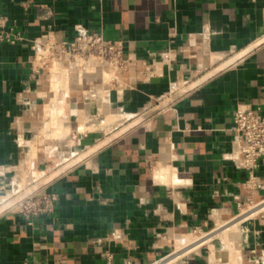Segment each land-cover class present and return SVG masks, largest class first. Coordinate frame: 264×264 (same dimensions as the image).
<instances>
[{"label":"crops","instance_id":"crops-1","mask_svg":"<svg viewBox=\"0 0 264 264\" xmlns=\"http://www.w3.org/2000/svg\"><path fill=\"white\" fill-rule=\"evenodd\" d=\"M0 14L24 38L0 42V206L264 38V0H0ZM78 28L122 42L132 60L117 85L61 66L55 93L32 74L31 40H72ZM245 102L264 108V43L56 176L41 188L57 195L51 213L0 214V264H105L108 253L155 264L182 235L228 222L238 264H264V218L234 219L249 175L228 156ZM108 115L109 129L86 128ZM48 120L70 134L48 136ZM23 168L34 181L21 188ZM256 176L258 202L264 162ZM203 245L166 264L228 261L225 246Z\"/></svg>","mask_w":264,"mask_h":264},{"label":"built area","instance_id":"built-area-1","mask_svg":"<svg viewBox=\"0 0 264 264\" xmlns=\"http://www.w3.org/2000/svg\"><path fill=\"white\" fill-rule=\"evenodd\" d=\"M23 39L19 31L9 26L7 16L0 14V42L15 43ZM31 48L33 54L29 63L32 74L37 77L49 76L52 65L58 64L65 66L64 68L79 69L81 72L84 70L91 73L92 71H100L102 82L117 85L120 81V75L129 70L132 60L125 53L121 41L108 39L99 32L89 31L85 28H78L74 38L68 41L50 38L31 40ZM233 121L235 149L228 157L235 160L238 167L246 170L249 175V179L245 183L246 202H238L239 213L234 219L241 220L242 218L239 217L245 209L257 208L261 205L262 207L258 209L259 211L255 215L248 217L261 216L264 218V198L258 202L253 198L254 189L262 188L257 182L256 170L259 164L264 162V108L261 104L240 103L233 111ZM19 194L14 195L9 200ZM56 200V194L39 189L23 198L11 209L25 216L38 217L51 213L54 210ZM191 232L202 231L195 228ZM171 255L173 253L159 259L155 264L168 263ZM227 260L223 264H235L229 256ZM22 264L48 263L25 259ZM105 264H114L112 253L106 254Z\"/></svg>","mask_w":264,"mask_h":264},{"label":"rangeland","instance_id":"rangeland-1","mask_svg":"<svg viewBox=\"0 0 264 264\" xmlns=\"http://www.w3.org/2000/svg\"><path fill=\"white\" fill-rule=\"evenodd\" d=\"M63 67V66H62ZM65 67V66H64ZM52 72H53V69H52ZM51 78V77H50ZM52 80H53V74H52V78H51ZM63 82H66V79H64L63 80ZM51 86H52V89H53V91H54V88H53V85H52V83H51ZM110 116L111 115H108V116H104V117H102L100 120H99V124L97 125L96 123V125L97 126H95V125H93L92 126V129L93 130H106V129H109L110 127H107V122H108V120L110 119ZM59 125V124H58ZM47 126H48V128H50V131H49V134L52 136V137H56V136H58L59 134H65V135H68V134H70V132H71V129H70V127L69 126H65V125H62V123L60 124V126H62V128H59V131L55 134H53V132H54V130L56 129V127H57V123H49V120H48V122H47ZM112 126V125H111ZM64 127H66V129H64ZM105 128V129H104ZM49 134H47L48 136H50ZM75 140H77V138L76 139H73V141H75ZM72 141V142H73ZM74 143V142H73ZM25 171V179L24 180H22L21 178H20V173L22 172V171ZM23 170L21 171V172H19V177H18V179L16 180V181H18V182H22V184L21 185H23V182H25L26 180L28 181H26V186L27 185H31V183L34 181L33 180V178L31 177V178H28L27 179V176H28V172H27V170L26 169H24L23 168ZM41 172H38L36 175H35V177L37 178V175L38 174H40ZM41 176V175H40ZM35 178V179H36ZM33 184V183H32ZM21 188H22V186H21ZM8 200H6L5 202H7ZM256 213V211H246V210H244L243 211V214L239 217V218H246V217H248V216H251V215H253V214H255ZM246 214V215H245ZM234 223V222H233ZM229 224L231 225L232 223H230V222H228V223H225V224H222L220 227H218L219 228V230H216V231H212V232H210V233H203V231L202 232H197V233H188L189 235H191L190 237H191V239L189 240V241H187L186 243H183V244H185L184 246H182L181 248H180V245L179 246H177L178 248L176 249L175 248V250L174 251H176V250H178V249H180V250H178V251H176V253H179L180 251H184V249L185 250H189V251H192V250H198L197 249V246L199 247V245L201 244V245H203V244H205L206 242H208L206 245H203L202 247H200V249H205L207 252L209 251V249H208V246H209V244L211 245V248L212 249H215V247H213V244H215V245H217V246H225L226 248L224 249L225 250V254L227 255L228 254V256H229V258H230V260L233 262V263H235V264H238V260H239V255L238 254H240V252H239V249L234 245V242H233V239H231L232 241H231V244H230V241L229 242H226V243H224L223 244V241H228V239L230 240V238H232V233L233 232H235L234 230H236L237 229V226L234 228V229H225L227 226H229ZM223 229H225V230H223ZM205 232V231H204ZM215 237V238H214ZM203 238V239H202ZM206 238V239H205ZM214 238V239H213ZM210 239V240H209ZM202 240V241H201ZM206 240V241H205ZM213 240L215 241V240H218L219 241V244H217L216 242H213ZM205 241V243H203ZM203 243V244H202ZM194 244H196V245H194ZM194 245V246H193ZM200 245V246H201ZM188 246H192L191 248L189 247L188 248ZM229 247V248H228ZM231 247H233V248H231ZM188 248V249H187ZM173 249H174V247H173ZM199 249V250H200ZM231 250V251H230ZM234 250V251H233ZM236 251V252H235ZM184 252H186V251H184ZM229 252V253H228ZM175 253V254H176ZM173 254V255H171L172 257H170L169 259H168V262L171 260V261H174L175 259H177L178 257H180L182 254ZM233 254V255H232ZM180 255V256H179ZM174 257V258H173ZM177 257V258H176Z\"/></svg>","mask_w":264,"mask_h":264},{"label":"water","instance_id":"water-1","mask_svg":"<svg viewBox=\"0 0 264 264\" xmlns=\"http://www.w3.org/2000/svg\"><path fill=\"white\" fill-rule=\"evenodd\" d=\"M262 43H264V38L261 39L260 41H258L257 43L253 44L252 46H250L249 48H247L246 50H244L243 52H241L240 54L236 55L235 57L231 58L229 61H227L225 64H223L222 66L216 68L215 70H213L209 75L197 80L196 82H194L193 84H191L190 86L186 87L185 89L181 90L180 92H178L177 94H175L174 96H172L171 98H168L167 100H165L164 102L158 104L156 107H154L152 110H150L149 112H147L146 114L140 116L137 120H135L132 124L126 126L125 128H122L121 130H119L118 132L112 134L111 136L107 137L105 140L101 141L99 144H97L96 146L90 148L89 150H87L86 152H84L83 154L77 156L76 158H74L73 160H71L69 163H67L65 166H63L62 168H60L58 171H56L55 173L45 177L44 179H42L41 181L37 182L36 184H34L33 186L29 187L28 189H26L24 192H22L21 194H19L18 196L14 197L13 199L9 200L8 202L2 204L0 206V214H2L3 212L11 209L14 205H16L18 202H20L23 198L27 197L29 194L43 188L46 184H48L49 182H51L56 176H58L59 174H61L62 172L66 171L67 169L77 165L79 162H81L82 160H84L86 157H88L89 155L93 154L94 152H96L97 150H99L100 148H102L103 146H105L106 144L112 142L114 139H116L117 137H119L120 135H122L123 133H125L129 128H131L134 124H137L139 122H141L142 120H145L146 118L152 116L153 114L159 112L160 110H162L163 108H165L166 106L170 105L171 103H173L174 101H176L178 99L179 96H181L182 94H184L185 92H187L188 90L194 88L195 86H197L198 84H200L204 79H206L207 77H209L211 74L217 72L218 70H220L221 68L235 62L237 59L241 58L242 56H244L245 54H247L248 52H250L251 50H253L255 47L261 45Z\"/></svg>","mask_w":264,"mask_h":264},{"label":"bare ground","instance_id":"bare-ground-1","mask_svg":"<svg viewBox=\"0 0 264 264\" xmlns=\"http://www.w3.org/2000/svg\"><path fill=\"white\" fill-rule=\"evenodd\" d=\"M59 67H61L60 65H58V64H54V65H52V67H51V71H50V74H49V78L51 77L52 78V74H53V80L50 78V80H51V82H52V85H53V88H54V91H55V93L57 92V89H58V80H57V77H59V75L61 76L62 74L60 73V68ZM62 68V67H61ZM52 69H53V72H52ZM64 69V68H63ZM66 72V71H65ZM73 76V75H72ZM67 86L68 85H66V86H64V88H67ZM57 95V94H56ZM62 104V103H61ZM49 111V110H48ZM48 114V113H47ZM59 116V115H58ZM82 118V117H81ZM117 116L116 115H111L110 116V119L108 120V122H107V127H110L116 120H117ZM51 120H53V119H51ZM83 120V119H82ZM54 121H55V119H54ZM91 120H87L86 121V128H88V129H91L92 128V126L93 125H91ZM58 125V124H57ZM64 125V124H63ZM84 126V125H83ZM58 128V127H57ZM59 128H62V127H59ZM81 129V128H80ZM84 129H85V127H84ZM87 130V129H86ZM55 131H56V129H55ZM84 131V130H83ZM56 134V133H55ZM50 135V134H49ZM51 136V135H50ZM53 136V135H52ZM35 173H36V171H35ZM42 173V174H41ZM40 174H41V177H43L44 175H43V172H41ZM21 174H22V172H21ZM22 176H23V174H22ZM25 176V175H24ZM41 177L40 178H36V180H39V179H41ZM23 179H24V177H23ZM42 180V179H41ZM24 183V182H23ZM22 186V185H21ZM262 207V205L261 206H259V207H252V208H248V209H245L246 211H256V213L259 211L258 209L259 208H261ZM264 208V207H263ZM255 213V214H256ZM255 214H253V215H255ZM246 215V214H245ZM253 215H251V216H253ZM237 226V223H233V224H229V226H227L225 229L227 230V229H229L230 227H231V229H234L235 227ZM219 229V228H218ZM225 229H223V230H225ZM234 231H236V230H234ZM192 233V232H191ZM239 235V234H238ZM191 235H189V234H186V235H182L181 236V239L180 240H178L176 243H175V247L176 246H179L180 245V248L183 246V243H186L187 241H189L190 239H191V237H190ZM203 239V238H202ZM206 239V238H205ZM232 238H230V240H231ZM229 240V239H228ZM202 241V240H201ZM205 242V241H204ZM230 244H231V242H230ZM182 245V246H181ZM194 245H196V244H194ZM193 245V246H194ZM201 245V244H200ZM190 246H188V248H189ZM192 247V246H191ZM190 247V248H191ZM178 247H176V249H177ZM183 248V247H182ZM187 248V249H188ZM198 248V247H197ZM231 248H233V247H231ZM234 249V248H233ZM178 250H180V249H178ZM185 250V249H184ZM231 251V250H230ZM234 251V250H233ZM182 252H184L183 250L182 251H180L179 253H176V254H184V253H182ZM188 252V251H187ZM236 252V251H235ZM175 254V255H176ZM186 254V253H185ZM233 255V254H232ZM239 255V254H238ZM180 256V255H179ZM172 257V256H171ZM174 258V257H173ZM177 258V257H176ZM169 262H172L171 260L169 261ZM168 262V263H169Z\"/></svg>","mask_w":264,"mask_h":264}]
</instances>
